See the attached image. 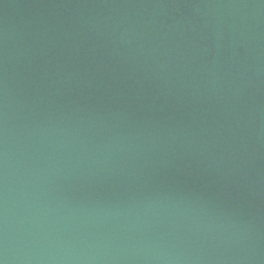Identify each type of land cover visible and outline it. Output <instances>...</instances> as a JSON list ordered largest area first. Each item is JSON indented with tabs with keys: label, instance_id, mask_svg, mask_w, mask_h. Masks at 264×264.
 Listing matches in <instances>:
<instances>
[{
	"label": "water",
	"instance_id": "obj_1",
	"mask_svg": "<svg viewBox=\"0 0 264 264\" xmlns=\"http://www.w3.org/2000/svg\"><path fill=\"white\" fill-rule=\"evenodd\" d=\"M0 264H264V0H0Z\"/></svg>",
	"mask_w": 264,
	"mask_h": 264
}]
</instances>
